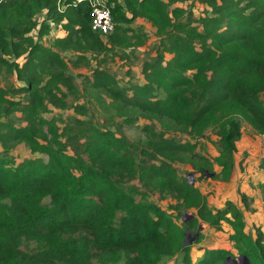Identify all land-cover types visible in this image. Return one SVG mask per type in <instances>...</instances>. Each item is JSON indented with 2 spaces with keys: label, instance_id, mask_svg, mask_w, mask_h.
<instances>
[{
  "label": "trees",
  "instance_id": "trees-1",
  "mask_svg": "<svg viewBox=\"0 0 264 264\" xmlns=\"http://www.w3.org/2000/svg\"><path fill=\"white\" fill-rule=\"evenodd\" d=\"M91 1L0 0V264H163L177 256L180 264H226L228 257L264 264L261 231L252 238L230 201L210 208L174 167L187 155L198 160H189L197 180L227 181L242 125L264 143V0H104L115 24L105 39L91 31ZM196 5L203 7L197 16ZM137 20L159 39L157 54L142 64L143 84L119 88L113 75L95 67L85 81L95 102L128 126L137 123L134 113L169 121L190 141L213 129L219 151L212 158L153 126L142 128L143 143L132 144L78 120L63 137L39 118L44 101L64 106L60 87L78 92L60 52L88 64L87 55L142 46L143 35L125 27ZM53 26L65 36L46 47L39 40ZM3 75L23 83L24 101L8 98ZM11 111L23 114L24 126L2 121ZM18 144L47 160L14 163L9 154ZM137 179L143 190L132 184ZM152 194L175 204L163 210L149 201ZM185 212L194 218L176 223L172 214L182 219ZM204 225L227 226L236 255L204 250L193 262L185 232L199 228L193 245L200 244Z\"/></svg>",
  "mask_w": 264,
  "mask_h": 264
},
{
  "label": "rangeland",
  "instance_id": "rangeland-1",
  "mask_svg": "<svg viewBox=\"0 0 264 264\" xmlns=\"http://www.w3.org/2000/svg\"><path fill=\"white\" fill-rule=\"evenodd\" d=\"M187 7L189 3H184L180 6ZM193 13L195 16L199 15L203 11V7L196 5L193 7ZM43 17H39L38 22H41ZM132 35H143L145 43L142 46H133L129 50L124 52L113 51L100 55H87L85 63H77L76 55L73 52H60L61 59L66 65V74L72 78L74 87L77 89L76 94L68 93L65 88L60 87L62 94L60 97L64 100V106L58 108L52 106L48 101H44L42 109L39 111V118L44 123L54 124L58 127L59 132L63 137L67 133L71 132L77 125L75 120L87 122L96 128L103 131H111L117 137H123L125 140L132 144H141L145 141V135L142 132L144 126H153L156 131L163 132L166 136L176 137L178 140L185 142L190 141L186 136L181 135L178 129L169 121H152L140 118L137 113H134V117L137 118L135 125H126L122 122L121 118L114 117L112 112H109L105 107H100L95 102L92 92L87 87L86 78L89 77L91 70L95 67H99L107 71L110 75L115 77L117 86L119 88H128L132 85H142V64L149 59L153 58L159 51V39L155 36V30L151 25L144 20H137L136 22L125 26ZM64 31L61 27H52L50 33L42 37L39 41L46 47H52L53 42L56 39L63 38ZM34 39H37L36 31L31 33ZM135 38V37H134ZM105 39V37H103ZM136 40V39H135ZM167 59L170 56H166ZM20 64L22 63L19 62ZM2 86L8 93V98L11 101H24L26 94L21 92L23 83L16 79L15 75H3ZM130 94V93H129ZM264 99V95H263ZM107 103L109 100L106 101ZM2 121H9L15 127H21L25 125L23 114L19 111H11L9 116L3 118ZM244 127H247L244 125ZM253 133V132H252ZM255 134V133H253ZM251 134V130L246 128L243 130V136L248 137L245 141L247 144V151L242 154L237 149L235 160V171L231 177L230 182L227 184L218 183L211 180L212 177L207 175L203 181L197 180L198 175L194 174L191 169L192 162L198 161L187 155H184L186 162L174 163V167L177 170L179 177L189 178L193 183H197V187L204 195L206 202L210 207H222L224 201H230L238 208L240 207L245 216L246 232L251 234V237L256 236V231H261L264 237V199H260V189L263 190L264 185V144L258 143L257 138ZM74 135V134H73ZM65 139V138H63ZM217 137L215 130L210 129L202 139L196 141H190L197 146L196 152L203 156L212 158L217 155L216 151H219L216 144ZM241 146V143L238 145ZM216 150V151H215ZM1 153V149H0ZM14 163H20L25 159H42L47 160V157L40 154H31L27 147L23 144H18L9 154ZM261 158H263L261 160ZM263 183V184H261ZM135 186L141 190L144 188L141 186V182L137 179L132 182ZM242 191L243 193H240ZM241 195L245 196L243 205L240 203ZM239 196V197H238ZM149 201L155 203L163 210H167L170 205H174L175 201L169 196L160 198L157 194L149 196ZM253 201V203H252ZM244 207L241 206V205ZM250 206L255 207L257 212L252 214L250 212ZM176 223L181 224L182 219L173 213ZM201 234L204 236V240L201 244L194 246L192 244V259L193 261L198 259L203 249H222L230 251L231 254L236 255L231 243L228 240V228L223 226L219 231L203 226ZM191 234L194 231L190 232ZM238 256H235V258ZM181 257L177 256L170 260L164 261L163 264H180ZM232 264V263H230ZM233 264H246L240 258L233 260Z\"/></svg>",
  "mask_w": 264,
  "mask_h": 264
},
{
  "label": "built area",
  "instance_id": "built-area-1",
  "mask_svg": "<svg viewBox=\"0 0 264 264\" xmlns=\"http://www.w3.org/2000/svg\"><path fill=\"white\" fill-rule=\"evenodd\" d=\"M91 4V31L101 37L110 35L114 30V23L104 0H93Z\"/></svg>",
  "mask_w": 264,
  "mask_h": 264
},
{
  "label": "crops",
  "instance_id": "crops-1",
  "mask_svg": "<svg viewBox=\"0 0 264 264\" xmlns=\"http://www.w3.org/2000/svg\"><path fill=\"white\" fill-rule=\"evenodd\" d=\"M65 36V32H64V34L62 35V37H64ZM245 126H247V125H245ZM246 128H248V130H251L248 126L247 127H244V124L242 125V128H241V131H242V135H241V137H240V139L237 141V142H235V153H234V158H235V156H236V154H237V149H238V151L239 152H242V154L243 153H245V151H247V144H246V139L248 138V137H244L243 136V130H245ZM253 131L251 130V134H253L252 133ZM254 135V137L255 138H257V142L258 143H260V142H262L263 143V138H262V136L261 135H258V134H253ZM239 143H241V146L239 147L238 145H239ZM264 144V143H263ZM263 158H264V156H263ZM263 158H261V160L263 159ZM220 168L219 167H217V166H214V171H215V173H219L220 172ZM234 171H235V160H234V168H233V171H232V174H231V176H230V178H229V180H227V181H218V180H214L213 178L211 179V180H213V181H217L218 183H223V184H227L228 182H230V180H231V177L233 176V174H234ZM200 181H203L202 179L200 180ZM197 183H199L198 181H197ZM197 183L195 184L196 185V187H197ZM261 184H263V183H261ZM198 188V187H197ZM199 189V188H198ZM199 191H200V189H199ZM201 192V191H200ZM260 199L263 201V199H264V192H262V190L260 189ZM240 193H243L242 191H240ZM203 195V194H202ZM204 196V195H203ZM239 197V196H238ZM227 201V200H226ZM226 201H224V202H226ZM241 203V202H240ZM252 203H253V201H252ZM208 204V203H207ZM224 204V203H223ZM241 205V204H240ZM243 205V204H242ZM241 205V206H242ZM209 206V205H208ZM210 207V206H209ZM243 207V206H242ZM210 208H220V207H210ZM239 209H240V211L242 212V214H243V216H244V212H243V210L239 207ZM243 209H244V207H243ZM250 212H252V214H255L256 212H257V209L255 208V207H251L250 206ZM244 221H245V216H244ZM210 229H212V228H210ZM214 230V229H213ZM228 230H229V232H228V235L227 236H229V234H230V229L228 228ZM204 240V239H203ZM203 240H202V242H203ZM201 242V243H202ZM200 243V244H201ZM197 245H199V244H197ZM197 245H194V246H197ZM232 245V244H231ZM193 248V247H192ZM204 250H210V249H203V251H202V254H203V252H204ZM202 254H201V256H202ZM200 256V257H201ZM199 257V258H200ZM198 258V259H199ZM191 259H192V250H191ZM198 259H196V260H194L193 261V259H192V261L193 262H195V261H197Z\"/></svg>",
  "mask_w": 264,
  "mask_h": 264
},
{
  "label": "water",
  "instance_id": "water-1",
  "mask_svg": "<svg viewBox=\"0 0 264 264\" xmlns=\"http://www.w3.org/2000/svg\"><path fill=\"white\" fill-rule=\"evenodd\" d=\"M189 178H192V176H189ZM190 183H193L191 180H190ZM194 217L192 215H189L188 213H183L182 215V220L184 223H187L189 221H191ZM199 232V228L195 231V233L192 235L191 233H189L188 231L185 232V241H184V245H192L195 241V238L197 236ZM243 262H245L246 264H250L248 259L245 258V257H242L240 258ZM230 257L227 258V263L226 264H230L232 263L233 264V260H231Z\"/></svg>",
  "mask_w": 264,
  "mask_h": 264
},
{
  "label": "clouds",
  "instance_id": "clouds-1",
  "mask_svg": "<svg viewBox=\"0 0 264 264\" xmlns=\"http://www.w3.org/2000/svg\"><path fill=\"white\" fill-rule=\"evenodd\" d=\"M114 27H115V24H114ZM114 31V30H113Z\"/></svg>",
  "mask_w": 264,
  "mask_h": 264
}]
</instances>
